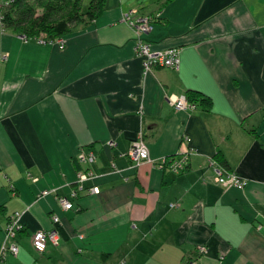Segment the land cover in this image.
I'll list each match as a JSON object with an SVG mask.
<instances>
[{
	"label": "crops",
	"instance_id": "obj_1",
	"mask_svg": "<svg viewBox=\"0 0 264 264\" xmlns=\"http://www.w3.org/2000/svg\"><path fill=\"white\" fill-rule=\"evenodd\" d=\"M160 2L105 0L62 48L0 22V246L12 213L23 227L0 264H189L199 244L198 264H264V0ZM132 8L160 12L143 37L178 47L177 67L143 72ZM189 90L210 105L173 109L166 96ZM140 133L151 161L135 165L122 153ZM81 148L96 154L84 186L99 192L62 210L54 194L70 197ZM217 153L244 188L216 181ZM181 155V173L156 165ZM53 214L60 242L39 253L31 235Z\"/></svg>",
	"mask_w": 264,
	"mask_h": 264
},
{
	"label": "built area",
	"instance_id": "obj_2",
	"mask_svg": "<svg viewBox=\"0 0 264 264\" xmlns=\"http://www.w3.org/2000/svg\"><path fill=\"white\" fill-rule=\"evenodd\" d=\"M13 0L3 1L0 4V8L7 7ZM0 14V22L2 18ZM160 18V12L140 14L137 8H132L126 12L123 16V21L131 27L136 33V39L134 43V52L137 58L141 60L142 69L144 73L156 68V67H177L179 63L178 47H169L164 49L155 48L153 43L147 41L143 35L149 33L152 30L153 24ZM3 24V23H2ZM25 40H34L39 43H44L47 40L55 42L60 48L64 47V36H58L54 38L39 37H25ZM168 103L177 111L190 112L197 108V104L194 101L189 100L186 95L169 94L166 96ZM114 143H109L113 145ZM122 155L128 157L135 165H139L143 162H149L148 149L143 135L140 133L135 139H133ZM76 161L79 164L85 165L87 168L80 171L75 180V186L70 193V197L59 196L54 194L59 207L62 210H69L73 208L72 198L75 199L82 192L88 194H95L99 192L97 186L85 187L84 183L94 177V173L89 167L95 162L96 154L93 150L79 149L76 154ZM210 165L214 167L216 175V181L223 187L242 189L246 186L247 180L231 170L224 169L215 165L213 159L209 160ZM113 165V164H112ZM159 169H168L173 173L183 172L186 166V155L180 157H165L156 163ZM53 191L44 190L40 193L41 196L51 194ZM19 212L12 213L4 226L3 237L0 246V259H4L6 255L16 256L18 253V244L16 238L18 233L23 229L20 223ZM51 222L53 226L49 229H40L35 231L31 235V245L33 249L39 253L44 252L47 244L58 245L60 242V235L57 230V225L60 224V219L57 214L51 216ZM210 247L205 244H199L195 248L196 256L189 261V264H198L197 260L205 255L209 251Z\"/></svg>",
	"mask_w": 264,
	"mask_h": 264
},
{
	"label": "trees",
	"instance_id": "obj_3",
	"mask_svg": "<svg viewBox=\"0 0 264 264\" xmlns=\"http://www.w3.org/2000/svg\"><path fill=\"white\" fill-rule=\"evenodd\" d=\"M169 1L161 0L160 8ZM83 4L84 0H13L7 7L0 8V14L3 26L13 32L25 37L54 38L64 36L78 23L95 19L104 10L105 0H89L85 11ZM203 96L194 90L186 93L196 104L200 100L209 106V97ZM215 159L220 167L229 170L219 153Z\"/></svg>",
	"mask_w": 264,
	"mask_h": 264
},
{
	"label": "rangeland",
	"instance_id": "obj_4",
	"mask_svg": "<svg viewBox=\"0 0 264 264\" xmlns=\"http://www.w3.org/2000/svg\"><path fill=\"white\" fill-rule=\"evenodd\" d=\"M137 2V3H140V2H145V1H148V0H128V2L131 4L132 2ZM88 2H89V0H84V4H83V11H85L86 10V8H87V5H88ZM137 3H135V4H137Z\"/></svg>",
	"mask_w": 264,
	"mask_h": 264
}]
</instances>
